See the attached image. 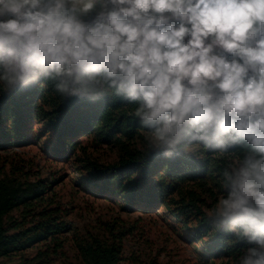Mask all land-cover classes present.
Returning <instances> with one entry per match:
<instances>
[{"label": "clouds", "instance_id": "1", "mask_svg": "<svg viewBox=\"0 0 264 264\" xmlns=\"http://www.w3.org/2000/svg\"><path fill=\"white\" fill-rule=\"evenodd\" d=\"M138 105L146 154L223 162L209 227L264 264V0H0V87Z\"/></svg>", "mask_w": 264, "mask_h": 264}, {"label": "trees", "instance_id": "2", "mask_svg": "<svg viewBox=\"0 0 264 264\" xmlns=\"http://www.w3.org/2000/svg\"><path fill=\"white\" fill-rule=\"evenodd\" d=\"M137 108L117 96L96 103L66 101L51 83L12 94L0 87V148L25 145L33 135L49 134L51 153L75 156L83 182L92 190L132 206L163 207L192 232L191 240L204 247L201 254L206 260L240 264L245 245L209 227L223 162L211 157L168 161L156 152L146 154L151 133L139 124ZM103 149L115 157L103 160L95 155ZM25 162L6 160L0 166V264H68L65 247L70 240L78 264H125V234L115 226L109 227L107 236L74 229L55 190L59 178L32 177L38 173H32ZM138 264L162 263L152 258Z\"/></svg>", "mask_w": 264, "mask_h": 264}, {"label": "rangeland", "instance_id": "3", "mask_svg": "<svg viewBox=\"0 0 264 264\" xmlns=\"http://www.w3.org/2000/svg\"><path fill=\"white\" fill-rule=\"evenodd\" d=\"M49 142V134L39 138L33 135L25 145L0 148V166L6 160L18 163L25 160L27 168L38 173L32 177L59 178L55 190L59 201L68 209V220L74 229L107 236L109 227L115 226L118 232L125 234V264L148 262L152 258L162 264H212L201 254L204 247L191 240L192 232L169 216L163 207L147 208L141 203L132 206L120 198L92 190L83 182L75 156L62 158L52 154ZM95 155L103 160L115 157L108 149L97 151ZM69 235L73 236V232ZM65 250L69 256L67 263L78 264L73 240L66 244Z\"/></svg>", "mask_w": 264, "mask_h": 264}]
</instances>
